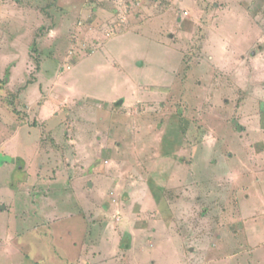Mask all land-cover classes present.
<instances>
[{"label":"rangeland","instance_id":"374dc122","mask_svg":"<svg viewBox=\"0 0 264 264\" xmlns=\"http://www.w3.org/2000/svg\"><path fill=\"white\" fill-rule=\"evenodd\" d=\"M0 81V264H264V0H0Z\"/></svg>","mask_w":264,"mask_h":264},{"label":"crops","instance_id":"0c3cea01","mask_svg":"<svg viewBox=\"0 0 264 264\" xmlns=\"http://www.w3.org/2000/svg\"><path fill=\"white\" fill-rule=\"evenodd\" d=\"M16 187V186H15ZM9 189V188H8ZM10 190V189H9ZM10 193L12 194L13 193V196H15V190L12 188V190H10ZM17 196V195H16ZM3 200L1 199V201H0V211H7V210H9V207L11 206V205H2L3 204V202H5V201H3ZM10 203H12V202H10ZM14 207V206H13ZM15 235H17V234H15ZM1 242H2V240H1ZM1 244V243H0ZM0 249H1V247H0Z\"/></svg>","mask_w":264,"mask_h":264},{"label":"trees","instance_id":"16d2710c","mask_svg":"<svg viewBox=\"0 0 264 264\" xmlns=\"http://www.w3.org/2000/svg\"><path fill=\"white\" fill-rule=\"evenodd\" d=\"M1 82V81H0ZM5 83V82H4Z\"/></svg>","mask_w":264,"mask_h":264}]
</instances>
